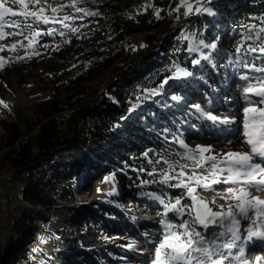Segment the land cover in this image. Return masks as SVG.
Instances as JSON below:
<instances>
[{
    "label": "trees",
    "instance_id": "1",
    "mask_svg": "<svg viewBox=\"0 0 264 264\" xmlns=\"http://www.w3.org/2000/svg\"><path fill=\"white\" fill-rule=\"evenodd\" d=\"M147 2L77 0L76 7L85 11L76 12L68 7L72 0H47V4L60 8L55 14L57 19L73 17L63 21L70 27L61 23L39 25V30L52 32L40 36L36 46L42 49L41 53L31 61L9 58V76L22 83L23 79L36 77L25 72L29 66L34 68L38 76L44 75L50 98L33 106L21 120L2 123L0 153L5 152V160L0 166V177L3 169H8L22 188L8 230L0 238V264H36L31 263V244L38 239L41 226L50 220L52 211L59 208L62 197L75 199L74 182L81 187L86 185L83 188L90 192L93 180L103 175L114 176L124 163L132 160L133 153L141 155L154 141L158 145L168 144L169 115L159 109V104H165L167 93L187 96L182 87L165 88L163 82L170 81L177 64L190 70L195 68L187 51L189 38L212 43L216 35L220 36L218 49L223 53L219 69L223 74H231L243 61L264 66L261 53H247L249 47L264 46V32L260 31L264 28V0L211 3L215 15L188 17L182 29L172 35L187 37L178 49L174 38L163 40L157 34L162 20L154 15V2ZM45 14L53 15L50 8ZM139 33L145 35L146 46L134 52L130 38ZM127 46L133 56L120 65L127 55ZM238 46L240 52L236 51ZM111 68H115V73L101 89L95 80ZM152 88L156 95L138 99V93ZM153 101L156 102L146 113H139L138 120L134 119L132 111ZM124 173L122 167L121 175L116 177L121 188L136 191L137 181L144 180H126ZM109 201L112 206L101 202L91 208L79 202L71 209L75 225L84 228L83 235L85 229L95 227L114 235L108 229L113 225L108 217H123L118 209L121 194ZM102 217H106L104 225L99 226L97 221ZM67 256V264H95L90 252H68Z\"/></svg>",
    "mask_w": 264,
    "mask_h": 264
},
{
    "label": "rangeland",
    "instance_id": "2",
    "mask_svg": "<svg viewBox=\"0 0 264 264\" xmlns=\"http://www.w3.org/2000/svg\"><path fill=\"white\" fill-rule=\"evenodd\" d=\"M221 1L223 0H212L211 3L217 5ZM153 2L155 4L153 8L161 10L159 19L162 20V25L156 32L163 40L169 39L174 33H178L182 29L181 25L184 22L186 23L188 17L198 16L195 14L185 15V8L180 6V0H148L147 4H153ZM187 2L196 5L197 0H187ZM162 3L164 4L162 7L158 6V4ZM211 3L206 4V6L211 7ZM5 5L11 7L13 11H20L19 5L13 3L12 0H5ZM177 7H179V11H173ZM29 10L35 11L37 9L29 5ZM201 15L204 14L199 16ZM177 17L179 18L177 19ZM4 19L7 21L22 18L11 17L9 14ZM12 30V28H5L7 32ZM26 36H28L27 31L23 35L7 36L5 39L0 40V48L4 49L0 51V58H3L2 62H0L1 135L4 132L2 123L21 120L24 115L32 111L33 106L46 98H50L48 85H46V80L43 78L44 75L38 76L39 72L35 71L34 68L29 66L25 72L36 77L27 81L23 79L22 83H18L14 76H9L6 73V66L10 57L21 59L24 62V60L31 61L41 53L42 49L36 46L40 37H33L32 45L28 46V40L25 39ZM184 36L182 37V35L178 34L176 37H172L178 41L177 49L182 47L183 40L187 38L186 35ZM216 37V41L212 42L216 44L215 49L205 47L194 37L189 38L186 43L187 51L190 48L196 49L195 51H188L190 61L198 60L199 63L193 64L195 65L193 70L177 64L175 70H173V77H175L178 69H183L191 73V75L171 78L165 85V88L171 85L173 87H182L183 94L187 96V98L184 96L179 97V103H176L173 97L178 96L167 93L165 102L163 101L165 104L162 102L159 104V109L167 112L165 115H169L167 122L169 134L168 141H166L168 144L158 145L154 141L145 148L141 155L133 153L132 160L122 165L126 180L133 177L144 181H137L136 191H131L129 188H121L122 203L118 209L123 213V217L117 220L108 217L109 220H112L111 224H113L108 229L110 232H115L114 235L105 232L104 228L99 230L95 226H91L95 228H90L89 230L85 229L86 233L83 235L84 228H79L75 225L71 209L78 206L79 202L82 205H90L91 208L101 202L112 206L113 202L109 200L114 197V179L121 175L122 167L115 172L114 176L103 175L93 180L91 184L87 182V184H90V192L85 191L83 188L86 185L83 186L82 184L83 187H81L77 182H74L77 193L75 194V199H72L71 196L62 197L63 200L59 208L52 211L50 220L41 226V233L38 235V239L32 242L31 263L67 264L68 259H70L67 256L68 252L74 254L75 252L86 251L94 254L92 257L95 264H150V260L154 255V244L158 243L163 236V226L160 221L161 213H163L164 209L157 201L150 199L144 194L155 193L156 195H161L166 202L168 198L181 196L182 204L192 203L185 188L169 186L186 180V176L180 175L181 165H189L188 168L183 169L187 176L192 173V161L185 158L188 155V151L181 147L179 141L183 140L189 148H195L197 145H210L213 151L206 155H216L217 152L248 151V147L243 143L244 138L241 134L243 109L248 105L249 100L255 101L260 98L250 96L246 99L244 88L250 82L255 83L254 78L264 76V73L239 67L236 70L233 69L230 72L231 74H223L221 69H219L221 66L219 58L223 50L218 49L220 36L216 35ZM21 40L25 44L24 48H20L19 44H17ZM130 40L133 42L132 48L134 52L139 47L141 48V45L143 47L146 46L145 35L142 33L136 34ZM204 43L212 44L207 40ZM13 44H17L14 50L11 48ZM128 47H126L127 55L120 60V65L129 62L133 56V51ZM231 64L232 61L228 66H231ZM114 73L115 68H111L109 72L99 76L95 83L103 89L109 84ZM244 74L250 77V81L240 79ZM152 89L138 93L140 96L138 99L151 96ZM161 95H164V93H161ZM134 102L136 101H131V104ZM155 102L146 103L139 106V109H136L137 111H132L131 114H133L134 119L138 120L139 113H146ZM167 103H169V106H166ZM195 105H199L204 113L217 116L221 121L229 118L232 123L224 124L202 117ZM164 109L166 110L164 111ZM225 112L230 114V117L224 116ZM162 115L164 116V113ZM228 141H231V143H228ZM4 157L5 152H1L0 166L5 160ZM211 163L212 161H208L204 169L197 168L196 171L207 175V169L210 168ZM169 165L172 167H169ZM221 167H224V165H221ZM3 170V174L0 177V238L8 230L9 221L13 215V208L19 201L18 197L22 188L18 179L12 177V172L5 168ZM224 175H227V173H224ZM165 176L179 177V179H172L168 184L160 183ZM105 177H111V179L105 182ZM229 186L226 184H212L211 188L206 190L195 184L192 185V187L196 188L194 195L209 202L208 206L213 208L214 211L219 210L217 205H223L226 210L229 203L235 204L236 201L234 199L225 200L221 198L228 195L226 190ZM247 191L253 197L259 196L260 199H264V192H258L255 188H249ZM118 192L116 190V193ZM212 200H215V204L211 203ZM105 218L102 217V219L97 221V224L99 226L104 225ZM168 219L177 224L181 222L177 213L169 212ZM184 219L190 220V216L185 213ZM241 223L244 226L241 229L243 233L248 222L242 220ZM216 231H223V229L218 228ZM145 234H148V236L146 237ZM227 239L228 237H221L217 240V243ZM237 254L238 249H234L233 256ZM258 256L262 258L259 264H264V242L253 240L244 244V259L254 262ZM230 261H232V264H237L231 257Z\"/></svg>",
    "mask_w": 264,
    "mask_h": 264
},
{
    "label": "snow or ice",
    "instance_id": "3",
    "mask_svg": "<svg viewBox=\"0 0 264 264\" xmlns=\"http://www.w3.org/2000/svg\"><path fill=\"white\" fill-rule=\"evenodd\" d=\"M12 2L19 5V12L7 7L5 0H0V40L5 39L7 36L23 35L27 31L28 36L25 39L28 40V46H31L33 37H40L45 34L52 35L50 31L39 30V25L63 24V21L73 19V17L67 15L62 19H57L55 14L60 11V8L47 4V0H44V3H41V0H12ZM211 2L212 0H197L196 5H193L187 0H180V6L185 8V15H215L213 9L206 6ZM76 3L77 0H72L68 7L74 8L76 12L85 11L76 7ZM29 5L37 10H29ZM149 7L153 6L149 5ZM47 8L51 9L52 16L45 14ZM173 11L178 12L179 7ZM160 12L161 10L154 9V15L157 18H160ZM9 14L11 17L22 19L5 21V16ZM87 14L96 15L97 13L88 12ZM63 26L70 27L68 24H63ZM5 28H12L13 30L7 32ZM72 31H76V29H72ZM260 31L264 32V28H261ZM17 44L20 48L25 47L23 40L18 41ZM17 44H13L11 48L14 50ZM200 44L212 49L216 48L215 43L205 44L201 40ZM44 46L47 47V45ZM3 50V48H0V51ZM195 50L194 48L188 49V51ZM236 51L240 52L239 46ZM257 51L264 56V46L249 47L247 49V53ZM259 58L256 57L255 59ZM2 60L3 58H0V62ZM193 63H199V61L194 60ZM241 67L264 73V66L258 67L255 63L245 62ZM189 75L191 73L178 69L175 77L170 78ZM240 79L250 81L247 74L242 75ZM254 79L255 83L250 82L244 88L246 99L250 96L260 98L255 101L249 100L248 105L243 109L241 134L248 151L217 152L216 155H206L213 151L210 145H197L195 148H189L183 140H180L181 147L188 151L185 158L192 161V173L187 176L183 169L188 168L189 165H181L180 175L186 176V180L169 186L185 188L192 203L182 204L181 196L168 198L166 202L161 195L155 193L144 194L157 201L164 209L160 221L163 226V236L158 243L154 244V255L150 260V264H232L230 257L237 264H259L261 261L262 258L259 256L255 258L254 262L244 259L245 243L253 240L264 242V199H260L259 196L253 197L247 191L249 188H255L258 192H264V76ZM163 83H167V80ZM151 94L156 95V90L152 89ZM173 99L178 100L180 98L173 97ZM195 107L202 117L224 124L232 123V120L228 118L221 121L217 116L204 113L199 105H195ZM228 143H231V141H228ZM208 161H212V163L210 168L207 169V175L196 171L197 168L204 169ZM221 165H224V167H221ZM169 167L172 166L169 165ZM224 173H227V175H224ZM149 174L151 175V173ZM110 179L111 177H105V182ZM172 179H179V177L165 176L160 183L168 184ZM193 184L206 190L210 189L212 184L230 185L226 190L228 195L221 198L225 200L234 199L236 202L235 204L229 203L226 210L223 205H217L219 210L214 211L213 208L208 206L209 202L194 195L196 188L192 187ZM211 203L215 204V200H212ZM169 212L179 214L181 222L177 224L169 220ZM185 213L190 216V220L184 219ZM242 220L248 222L243 233L241 231L244 227L241 223ZM218 228H222L223 231H216ZM145 236L147 237L148 234H145ZM221 237H228V239L217 243V240ZM234 249H238V254L235 256H233Z\"/></svg>",
    "mask_w": 264,
    "mask_h": 264
},
{
    "label": "bare ground",
    "instance_id": "4",
    "mask_svg": "<svg viewBox=\"0 0 264 264\" xmlns=\"http://www.w3.org/2000/svg\"><path fill=\"white\" fill-rule=\"evenodd\" d=\"M2 66V65H1ZM1 69V68H0Z\"/></svg>",
    "mask_w": 264,
    "mask_h": 264
},
{
    "label": "water",
    "instance_id": "5",
    "mask_svg": "<svg viewBox=\"0 0 264 264\" xmlns=\"http://www.w3.org/2000/svg\"><path fill=\"white\" fill-rule=\"evenodd\" d=\"M9 202V201H8ZM10 222V221H9Z\"/></svg>",
    "mask_w": 264,
    "mask_h": 264
}]
</instances>
